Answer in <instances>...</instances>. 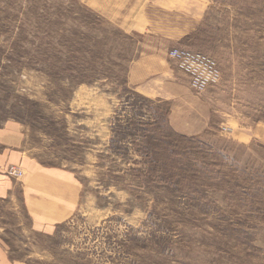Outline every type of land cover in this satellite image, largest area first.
I'll use <instances>...</instances> for the list:
<instances>
[{"label": "rangeland", "instance_id": "rangeland-1", "mask_svg": "<svg viewBox=\"0 0 264 264\" xmlns=\"http://www.w3.org/2000/svg\"><path fill=\"white\" fill-rule=\"evenodd\" d=\"M198 16L171 14L188 32L178 45L103 18L84 0H0V125H19L25 152L65 166L80 186L78 210L49 233L7 215L14 258L264 264V139H237V122L216 116L202 132L180 131L171 114H192L199 92L166 55L182 46L217 65L240 63L243 34L250 83L228 95L264 119V0H214ZM233 69L225 72L241 84Z\"/></svg>", "mask_w": 264, "mask_h": 264}, {"label": "crops", "instance_id": "crops-1", "mask_svg": "<svg viewBox=\"0 0 264 264\" xmlns=\"http://www.w3.org/2000/svg\"><path fill=\"white\" fill-rule=\"evenodd\" d=\"M84 1L99 16L113 19L117 23L121 22L124 28L147 32L162 31V35L178 45H181V40L188 35V32L185 24L178 22L180 16L176 23H172L171 14L195 13L200 14L198 17L201 20L214 5V0ZM247 7L248 11L245 8L241 12H249V6ZM237 23L240 28L246 25L243 21ZM241 46L240 63L239 60L232 58L228 66L218 63L221 79L217 88H208L195 95L192 114L183 113L181 118L171 114L172 118H179L177 123L180 131H185L181 130L185 128L184 126L181 128V124H188L193 125L194 133L202 132L212 124L216 116L220 121L224 117L225 125H228L230 121L237 122L239 127L231 130L236 138L250 139L257 135L264 139V119L259 114L260 108L250 112L245 110L241 104L243 109L240 110L241 108L234 105V97L228 95L240 92V87L244 83L245 85L250 83L252 68L250 41L245 42L243 34ZM227 67L232 70L233 68L241 69V75L245 77L242 78L241 84H236L230 79L232 75L225 72ZM184 75L189 85L188 76ZM143 91L149 92V89ZM181 107H185L184 99L181 100ZM21 130V127L15 123L7 122L0 125V264H25L22 259L12 256L11 245L7 239L8 214L14 216L20 212L28 221L27 226L31 232L49 233L56 226L67 222L78 210L80 204V186L73 172L65 166L43 164L38 158L27 154L21 147ZM9 165L22 168L23 176L20 178L8 176L5 168Z\"/></svg>", "mask_w": 264, "mask_h": 264}, {"label": "built area", "instance_id": "built-area-1", "mask_svg": "<svg viewBox=\"0 0 264 264\" xmlns=\"http://www.w3.org/2000/svg\"><path fill=\"white\" fill-rule=\"evenodd\" d=\"M168 57L181 72L188 76L192 89L202 92L219 84L220 69L216 60L209 55L186 47L174 46L168 50ZM5 173L13 178L23 176L22 168L16 165L7 166Z\"/></svg>", "mask_w": 264, "mask_h": 264}]
</instances>
